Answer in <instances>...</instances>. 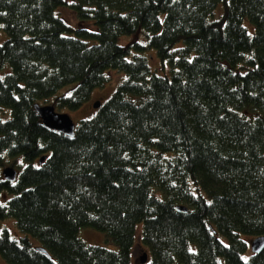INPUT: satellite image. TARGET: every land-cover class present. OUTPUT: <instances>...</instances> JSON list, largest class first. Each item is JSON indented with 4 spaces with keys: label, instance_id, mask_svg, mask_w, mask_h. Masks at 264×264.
<instances>
[{
    "label": "trees",
    "instance_id": "trees-1",
    "mask_svg": "<svg viewBox=\"0 0 264 264\" xmlns=\"http://www.w3.org/2000/svg\"><path fill=\"white\" fill-rule=\"evenodd\" d=\"M65 2L0 0V219L39 240L0 228L2 256L132 264L142 222L144 264H264V247L244 255V235L264 234V0H71L95 29L60 16ZM138 29L146 45L118 41ZM110 68L125 78L74 136L44 125L35 103L78 108ZM82 225L116 248L85 242Z\"/></svg>",
    "mask_w": 264,
    "mask_h": 264
},
{
    "label": "rangeland",
    "instance_id": "rangeland-1",
    "mask_svg": "<svg viewBox=\"0 0 264 264\" xmlns=\"http://www.w3.org/2000/svg\"><path fill=\"white\" fill-rule=\"evenodd\" d=\"M70 2L71 0H66L65 3L59 5L56 9V12L64 19H66L73 27H85L88 29H95L96 26L92 20L90 19L80 20L74 15L70 7ZM221 5L222 4H220L219 6ZM244 21L248 27L249 32L252 33L254 30V26L248 21V19H245ZM141 30L142 29H138V31L134 33L122 35L119 37L118 41L122 44H127L130 42H138L146 45L148 42V37L146 36L145 33L141 32ZM4 37H5V33L2 32L0 36V41ZM141 52L145 53L149 57V63L154 72L162 75L171 74L168 63L165 62L164 65L162 64V61L159 59L156 50L154 48L146 47L142 49ZM108 74L110 75V79L103 86L95 87L91 93L90 98L86 100L81 106H79L78 108H69L67 106H63L60 108L56 107L57 111L68 113L76 124L83 118H88L93 116L97 111V107L94 106V102L96 100H100L101 102L106 101L111 96L113 91L117 88L118 84L126 76L124 71L114 68L108 69ZM63 90L64 89L60 91L62 92ZM10 115H11L10 107L4 106L0 108L1 119H7ZM5 165H11V164L6 162ZM13 166L17 168L16 165ZM7 196L8 193L4 192L2 194V201H4L5 197ZM5 227L9 228L10 234L14 238H20L22 236L28 235V237L34 244H37L39 242V240L35 236L31 234H26L25 232L20 230L15 222V219L12 217L0 219V228L2 229ZM142 229H143V223L140 222L136 226L135 239H134V244L132 246V252H131L132 264H141L140 262L141 255L145 251L146 252L148 251L147 247L144 245L142 241ZM78 235L87 243L98 244L110 248H116V246L113 243H110L107 240V237L102 230L97 229L92 225L80 226L78 230ZM244 238L247 240V243L249 245V248L244 255L245 257H248L249 254L251 253V248L249 243L251 241V238L247 235H244ZM223 239L226 241V238L223 237ZM150 257L151 256L149 254L148 259ZM0 264H11V263H9L0 253Z\"/></svg>",
    "mask_w": 264,
    "mask_h": 264
},
{
    "label": "water",
    "instance_id": "water-1",
    "mask_svg": "<svg viewBox=\"0 0 264 264\" xmlns=\"http://www.w3.org/2000/svg\"><path fill=\"white\" fill-rule=\"evenodd\" d=\"M100 104V100L94 102L95 107H99ZM34 106L38 115L41 117L44 125L48 126L51 129L63 132L68 136H74L76 123L68 113L57 111L53 104L35 103ZM44 158L45 156H42L40 158V161H42ZM2 173L4 175V178L9 181L16 180L18 175L17 169L12 165H7L3 167ZM177 209L180 211H187L188 207L186 205L179 204L177 205ZM249 243L253 252L260 251L264 247V234L253 237ZM39 247L45 249L42 246ZM147 261L148 253L145 251L140 257V262L141 264H144Z\"/></svg>",
    "mask_w": 264,
    "mask_h": 264
},
{
    "label": "bare ground",
    "instance_id": "bare-ground-1",
    "mask_svg": "<svg viewBox=\"0 0 264 264\" xmlns=\"http://www.w3.org/2000/svg\"><path fill=\"white\" fill-rule=\"evenodd\" d=\"M97 101V100H96ZM101 102V101H100ZM252 239V238H251ZM249 246V245H248ZM249 248V247H248ZM250 248H251V246H250ZM252 251V250H251ZM253 252V251H252ZM148 253V252H147Z\"/></svg>",
    "mask_w": 264,
    "mask_h": 264
}]
</instances>
